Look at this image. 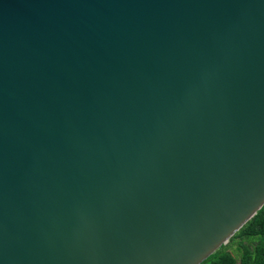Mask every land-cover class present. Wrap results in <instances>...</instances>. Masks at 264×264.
Returning a JSON list of instances; mask_svg holds the SVG:
<instances>
[{
    "label": "water",
    "instance_id": "95a60500",
    "mask_svg": "<svg viewBox=\"0 0 264 264\" xmlns=\"http://www.w3.org/2000/svg\"><path fill=\"white\" fill-rule=\"evenodd\" d=\"M264 206V0H0V264H202Z\"/></svg>",
    "mask_w": 264,
    "mask_h": 264
},
{
    "label": "trees",
    "instance_id": "16d2710c",
    "mask_svg": "<svg viewBox=\"0 0 264 264\" xmlns=\"http://www.w3.org/2000/svg\"><path fill=\"white\" fill-rule=\"evenodd\" d=\"M202 264H264V206Z\"/></svg>",
    "mask_w": 264,
    "mask_h": 264
}]
</instances>
